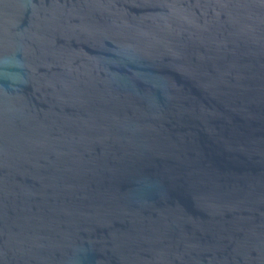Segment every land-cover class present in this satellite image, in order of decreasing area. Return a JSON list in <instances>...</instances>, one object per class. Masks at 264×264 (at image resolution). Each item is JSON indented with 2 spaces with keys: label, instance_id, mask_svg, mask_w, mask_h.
<instances>
[{
  "label": "water",
  "instance_id": "obj_1",
  "mask_svg": "<svg viewBox=\"0 0 264 264\" xmlns=\"http://www.w3.org/2000/svg\"><path fill=\"white\" fill-rule=\"evenodd\" d=\"M0 264H186L162 0H0Z\"/></svg>",
  "mask_w": 264,
  "mask_h": 264
}]
</instances>
